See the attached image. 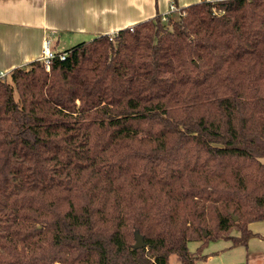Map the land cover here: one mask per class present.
<instances>
[{"label": "trees", "instance_id": "trees-1", "mask_svg": "<svg viewBox=\"0 0 264 264\" xmlns=\"http://www.w3.org/2000/svg\"><path fill=\"white\" fill-rule=\"evenodd\" d=\"M61 53L0 77V264H195L211 240L263 237L264 0Z\"/></svg>", "mask_w": 264, "mask_h": 264}, {"label": "crops", "instance_id": "crops-1", "mask_svg": "<svg viewBox=\"0 0 264 264\" xmlns=\"http://www.w3.org/2000/svg\"><path fill=\"white\" fill-rule=\"evenodd\" d=\"M201 0H0V71L25 67L41 59L47 41L61 53L101 34H113L138 22L169 14ZM213 1V0H209ZM252 222V232L264 237V224ZM249 239L245 250L261 254L264 238ZM257 247L253 249L252 247Z\"/></svg>", "mask_w": 264, "mask_h": 264}, {"label": "rangeland", "instance_id": "rangeland-1", "mask_svg": "<svg viewBox=\"0 0 264 264\" xmlns=\"http://www.w3.org/2000/svg\"><path fill=\"white\" fill-rule=\"evenodd\" d=\"M5 78L9 81L10 74H6ZM261 160L264 162V158ZM258 224H264V221ZM233 233L236 234L237 232L234 231ZM198 245V241L188 242V248L194 254H197ZM252 248L256 249L257 247ZM168 261L169 264H179L174 255L169 256ZM263 262L261 254H250L244 246H233L231 240L223 238L209 241L200 250V257L195 260V264H262Z\"/></svg>", "mask_w": 264, "mask_h": 264}, {"label": "built area", "instance_id": "built-area-1", "mask_svg": "<svg viewBox=\"0 0 264 264\" xmlns=\"http://www.w3.org/2000/svg\"><path fill=\"white\" fill-rule=\"evenodd\" d=\"M175 8H176L175 5H174V4H171V5H170V11H169V12L174 11ZM55 55H56V54L53 53V52L50 50V48H49V46H48V41H47L45 47L43 48L42 56H41V60L44 61V63H45V68H46L47 70H48V68H49V60H50L52 57H54ZM57 55H58L60 58H64L65 53H58ZM4 76H6V73L3 72V71H0V77H4Z\"/></svg>", "mask_w": 264, "mask_h": 264}, {"label": "water", "instance_id": "water-1", "mask_svg": "<svg viewBox=\"0 0 264 264\" xmlns=\"http://www.w3.org/2000/svg\"><path fill=\"white\" fill-rule=\"evenodd\" d=\"M234 220L236 219V216L233 217ZM134 248H141V247H144L145 246V242L143 240V236L135 230L134 232Z\"/></svg>", "mask_w": 264, "mask_h": 264}]
</instances>
